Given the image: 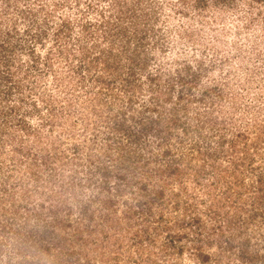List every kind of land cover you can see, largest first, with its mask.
<instances>
[{
	"label": "rangeland",
	"instance_id": "1",
	"mask_svg": "<svg viewBox=\"0 0 264 264\" xmlns=\"http://www.w3.org/2000/svg\"><path fill=\"white\" fill-rule=\"evenodd\" d=\"M125 1L135 7V11L140 14L139 20L142 22L139 27L146 21V25L136 35L141 37L139 58L141 65L145 67L136 65L138 76L136 82L141 83V88L133 82L134 105L144 102V99L148 100L157 90H160L154 86L162 85L164 82L162 88L167 87L168 81L175 83L173 92L176 94V90L180 87L178 68L185 75L189 69L185 64L189 62L194 70L192 74L191 71L189 72L192 80L186 83L187 86L191 85L189 92L197 95L202 90H206V93L215 98L217 106L223 105L229 119L224 121L222 128L218 127L219 121L222 120L221 113L216 112L218 110L215 109L212 113L209 110H203V105H199L198 100L193 99L185 114H181L182 119L186 117L189 121L190 127L183 133L180 127L172 129V133L179 130L182 134L181 139L172 135V141H170L174 152L171 156L177 157L166 160V162L173 161L176 165L179 161L180 170H185L186 174L177 180L176 174H172L168 178L170 184L167 187L160 185L159 189H162L163 193L160 192L162 194L151 201L147 195L140 193L141 190L135 185H127V187L121 185L123 188L119 191H110L106 187L102 192L99 191L105 179V172L115 166L117 160H114V157L121 152L116 140L122 137L119 141L124 143L127 139L124 131L113 125L116 117L111 114L117 110V103L109 110L102 108L100 121L97 114L92 113L93 94H101L104 98L109 95L110 90H107L108 87L105 84L99 88L100 84L89 80L87 74L85 79L78 76L76 83L79 91L74 90L71 95L72 91L69 89L66 92L68 86H64V82L68 81L69 84L71 82L69 74H64L58 82L53 81V84L46 88V94H42L38 93L40 90L32 91L29 86L38 83V81H32L34 76L37 77L32 75L31 78H22V91L19 93L14 87L9 98L1 88L0 110L9 109L14 104L15 113L23 111L31 106L33 98L36 97L34 95H41L43 98L36 97L38 99L36 103L41 106L40 110L45 111L42 105L47 98L60 99L56 102V106L63 104L58 112L61 115L60 118L58 114L56 116L61 120L66 119L63 125L57 120L55 125L53 123V125L46 124L41 127V122L36 115L27 118V121L31 120L33 124L31 127L34 133L41 139L38 143L40 149L38 148V154L35 157L37 160H32L35 162V169L42 172L41 180L37 181L29 175L27 170L29 159L18 163L11 161L12 159L8 157L10 155L6 158L0 156V165H3L0 168V184L7 185L9 192L13 194L8 201L0 203V206L8 209L7 214L11 215L10 221L12 219V227L6 228V238L0 244V263L2 264L9 258L13 262L18 256L23 258V254L13 253L16 248L12 246L15 240L12 230H19L15 234L19 241V232L21 237L29 236L32 239L40 236L41 230L38 228H43L45 225L53 228L51 235L54 233L55 235L50 251L52 256L49 254V259L52 260H55L58 255L57 250H66L64 247L68 245L75 249V253L71 255L73 261L78 260L84 264H87V261L89 264H128L124 255L133 239L156 235L154 239L156 242L152 247L157 252L159 244L162 243L161 239L167 232L166 227L157 228L153 225L154 222L148 223L145 216H152L154 219L161 212L163 217L159 223L170 225V222L174 221L172 215L178 211V217L186 215L185 219H187L189 215L198 214L203 221L215 223L217 219L224 227L228 215L241 211L249 220V213L264 207V202L255 203L258 190L254 191L258 186L257 179L264 178V148L262 146L258 148L261 155H257L255 150L258 143L264 145L263 139L256 142L261 139V132L264 129V0H202L199 6L196 5L197 0ZM113 2L114 0H0V74L12 73V81L23 77L24 73L30 74L27 61L34 59L33 55L36 54L27 53V50L35 45L36 50L44 51L52 45L53 42L49 40L50 29L61 18L71 17L73 21L71 36L67 42L70 44L73 37L77 36L87 41L86 47H90L95 40L94 35H90L93 26L83 29L82 25L88 20L96 22L103 17L114 18L117 16L118 8L128 10V5L119 6L116 2L111 5ZM101 11H103L102 15ZM96 18L100 19L95 20ZM27 28L30 29V33L32 31L31 34L26 31ZM45 28L48 34H43ZM35 34H42V41L34 40ZM96 40L100 39L96 38ZM133 48L134 42H130L129 51L131 52ZM56 50L57 48L54 49V53L57 52ZM21 53L25 54L27 61L20 62ZM40 56H43L42 53ZM57 57L59 62L65 60L59 53ZM149 72L157 73L155 79L150 80ZM41 81L43 83V78ZM0 82H2L1 79ZM120 84H122L120 78L113 81L111 79L110 86L113 92L107 97L109 101H117L118 96L122 95L124 102L127 101L131 91L128 93L123 91ZM151 86L156 91L151 90ZM47 94L49 97L46 96ZM67 98L72 101L70 104ZM67 103L68 106H66ZM134 105L126 107L125 116L128 114V120L131 119L129 116L135 112ZM165 106L169 107L170 104ZM210 127L223 129L227 135L231 136L230 140L222 146L223 150H219L221 147L216 134L218 132L212 131ZM201 129H204L202 134ZM236 131H241L242 134L236 135L234 133ZM108 134L113 137L105 138ZM26 138L25 141L28 144L30 143L28 138L33 139L31 135ZM152 138L155 141L152 143V150L145 151V154L154 161L155 158L159 159L160 151L156 138L150 139ZM231 140L235 141L234 148L230 144ZM93 142H95L94 145ZM74 143H80L82 147L76 150ZM254 143L257 145L253 147ZM142 148V150L148 149H144V144ZM254 150L255 156L252 163H248L247 158L239 159L240 156L250 154ZM190 154H193V158H190ZM236 158L239 161H236ZM165 164L162 165H168ZM14 165L16 167L9 174L8 167ZM40 166L44 168H39ZM54 170L56 173L51 180L52 183L50 181L46 184ZM114 170L119 168L115 167L110 172ZM123 170L128 180L131 179L132 173L139 176L135 170L131 173L128 168ZM115 180L112 175L109 181L112 186ZM154 183L153 177L149 185H152L151 187L155 190ZM43 188L47 190L46 193L41 192ZM145 189L143 192L148 191L152 196L156 193L148 187ZM171 192L177 194L171 196ZM139 198L144 201L148 198V201H151L150 212L147 209L142 212L138 205L131 207L130 204L135 203ZM176 200L179 206L177 210L172 207ZM85 202L89 204V208L81 217V204ZM185 205H188V210L185 209ZM256 218L249 228L257 227V224L264 228V223L257 221L260 217ZM201 221L186 227V230L189 234L201 230L200 243L204 247H209L208 249L212 252L221 251L217 245L219 237L216 234L208 236L207 229ZM86 223L93 227L90 233L85 227ZM172 226L177 225L172 224ZM78 228L83 229L82 232L78 231ZM105 231L108 235H104ZM225 236L228 234L226 233ZM260 238L261 235L258 233L252 237L254 245L251 248H255L257 252L263 249L261 241L257 244ZM211 239L214 242L208 246L206 243ZM182 241L186 242V245L178 259L184 263L193 264L194 260L190 254L192 251L187 247V244L191 245V241L186 240V237H183ZM15 242L16 245L17 241ZM116 247L119 248L116 249ZM31 251L26 252L27 257L33 256L34 251ZM76 251L79 252L76 253ZM237 251H239L238 248ZM237 251H232L229 256L223 251L218 253L222 258L220 262L229 259L227 264H250L249 261H244ZM147 254L149 256V253ZM66 256L62 258V262L69 263L70 260ZM151 257L155 258V254L152 253ZM156 257L159 262L169 264L161 259L160 254ZM106 258L107 261H105ZM144 264H147V260H144Z\"/></svg>",
	"mask_w": 264,
	"mask_h": 264
},
{
	"label": "trees",
	"instance_id": "2",
	"mask_svg": "<svg viewBox=\"0 0 264 264\" xmlns=\"http://www.w3.org/2000/svg\"><path fill=\"white\" fill-rule=\"evenodd\" d=\"M201 1L202 0H197L196 5L199 6V3H201ZM115 2L116 5L119 4V6H122L123 4L128 5V10L118 8V17H103L101 19L96 18L95 20H100H97L96 22L88 20L83 25L81 24L83 29L89 28L90 25L93 26L90 30V35H94L95 40H93L90 47H86V45L88 44L87 41L82 38H78L77 36H74L69 44V42L67 41L71 36V25L73 21L71 20V17L61 18V20H58L55 26L50 29L51 32L49 33V40H51V43L53 42L52 45H50L47 49L45 48L44 51L36 50L35 45L31 46L29 50H27V53H33L36 55H33L35 56L34 59L31 58L28 61L25 59V54H20V62L27 61L29 64L27 65V68L31 73H24V76L22 75L23 77L15 79L13 81L11 80L12 73L0 74V79L2 80V82H0V90H2L1 88H3V91L8 95L9 98L14 87L17 88L19 93L22 91V78H31L32 75H36L37 77L34 76L32 81H38V83L30 84L29 86L32 88V91L40 90L38 93L43 94L46 92V88L49 87V85H51L53 81L58 82L64 74H69V78L71 81L70 84L66 80V82H63L65 87L68 86V89H66L65 91L68 92L70 89L72 91V95L74 93V90L76 92L79 91L77 90L78 85L76 83V78H78V76H81V78L85 79L87 74L89 80L91 79L96 84H100L99 88L102 87L103 84H105L106 87H108L107 90H110L108 95L110 96L113 92V88L110 86L111 79L113 81L116 80V78H120V81L122 80V84H120L119 86H121L123 91L127 93L128 91H131L127 96L126 102H124V100L122 99L123 95L118 96L117 101H109L107 99L108 96L104 98L101 97V94L97 93H94L91 97L94 103L93 107L91 106L92 113L97 114L98 121H100L101 118L100 114L102 108H106L107 110H109L115 106V103H117V110L114 112V114H111L114 117L118 118H115V120L113 121V125L116 128L119 127L121 130H123L124 134L126 135L125 138H127L124 143L119 141L122 137H118L119 140H116V142H118L117 147L120 148L121 152L114 157V160H117L115 166H112L111 169H108V171L105 172V179L102 181L99 191L102 192L104 187L108 188L110 191H119L123 187H127V185H135L136 187H138L139 190H141L140 193H142L143 195H147L151 201H154L163 193V190L159 189V186L161 185L162 187H167V185L170 184L168 178H170L172 174H176V180L183 178L184 174H186L185 170H180L181 166L179 165V161L176 165L173 161L166 162V160H173L174 157H177L175 155L174 157L171 156L174 152L172 151V142L170 141H172L171 139L173 136H177L181 139L182 134L179 132V130L172 133V129L175 127H180V131L183 133V131L190 127L189 121L186 119V117L182 119L181 114H185L193 99H195L196 101L198 100L199 105H203V110H209V112L212 113L215 109L218 110L216 112L221 113L220 119L222 120L219 121L220 124L218 126L220 128L224 126V121H227V119H229V116L227 115L226 110L223 109V105L220 104L219 106H217L218 103L215 102V98H213L212 95L210 96L208 93H206V90H202L200 93H197V95H192V93L189 92L191 85L187 86L186 83L192 80L191 74L194 71L189 62H186L185 64L187 69L189 68L185 75L182 74L181 69L178 68V82L180 84V87L176 90V94L175 92H173L175 83L173 84V82L168 81L167 87L162 88V85L165 83L164 82L162 85L154 86L156 88H160V90L157 91L154 89L153 86H151L150 89L156 91V93L150 96L148 100L144 99V102L134 105L132 100L135 89L132 87H134L133 82L137 83L136 81L138 79L136 65H141V61L139 58V55L141 54V37H136V35L138 31H140V29H142L146 25V21H144L141 27H139L142 21L139 20L140 14L135 11V7L130 6V4H128V2L125 0H114L113 4L111 5H114ZM102 12L103 11H101L100 13L101 15ZM17 29L19 30V27H17ZM26 31L30 33V29L27 28ZM45 33L46 28L43 34ZM46 34H48V32ZM35 35L36 36H34V40L42 41V34ZM96 38L100 40L97 41ZM130 42H134V48L131 52L129 51ZM2 47H4L3 44ZM55 48H57L56 53H54ZM49 50H52V52L50 53ZM40 53H42L43 56H40ZM57 53L62 55L65 60L59 62ZM52 54H54V57H52ZM141 67L145 66L141 65ZM43 69H45V71H43ZM115 70L116 72L114 73ZM190 71L191 74L189 73ZM154 73L155 72L148 73L150 80H152V78L155 79L157 73ZM42 78L43 83L41 81ZM47 81L49 83H47ZM3 82L4 86L2 87ZM41 84L43 85L41 86ZM136 86L138 88H141V83ZM76 95L77 93L75 94V96ZM34 96L43 98V96L41 95ZM46 96L49 97L48 94ZM193 96L194 98H190ZM36 97L33 98L31 106L23 111H17V113H15L14 104L9 109L0 110V156L6 158V156L10 155L8 157L12 159L11 161H16L18 163L23 160L26 161L29 159L27 164V170L29 171V175L33 179H36L38 181L42 179L40 175L42 174V172L38 171V169H35L36 167L34 165V161L37 160V158L35 157L38 154V148L40 149V147H38V143L41 139L36 136V134L34 133V129L31 127V125L33 124L31 120L27 121V118L31 115H36L39 121L41 122V127L46 124L50 126L54 123L55 125L57 123V120L63 125L66 119H59L61 113L58 112L59 110H61L63 104L57 107L56 102L60 101V99L55 100V98H53V100H49V98H47V100L42 105V107L45 108V111H43L40 110L41 106L36 103L38 100ZM67 102L70 104L72 101H70V98H67ZM68 103L66 104V106L69 105ZM168 104H170L169 107L165 106ZM133 105L136 106V108L133 109L135 112L132 113L131 116H129L131 117V119L128 120V114H126L125 116V113L127 112L126 107H133ZM57 114L59 118L56 116ZM220 128L214 127L211 128V130H215L216 132H218L216 134L218 135L220 142L219 145L221 148L218 145L217 147L220 148L219 150H223L222 146L227 140H230L231 136L227 135L226 132H224V130ZM203 130L204 129L200 130L201 134L203 133ZM234 133L236 135L242 134L241 131H236ZM208 134L213 135V133ZM261 134V139L256 140V142H259L262 139L264 140V129L262 130ZM30 135L33 139L28 138V141L30 142L28 144V142L25 140L27 139L26 137H29ZM33 135H35L36 137H33ZM110 137H113V135L108 134L105 138L109 139ZM151 137L156 138L157 145L159 146L160 151V155L158 156L159 159L155 158L154 161L149 159L147 157L148 155L145 154V151L151 152L153 147L152 143L155 142L153 138L150 139ZM234 142L235 141L233 140L230 141V144L233 148L235 147ZM94 143L95 142H93V145ZM142 144H144V149H148L142 150ZM256 145L257 144L254 143L253 147ZM7 146L9 147L7 148ZM138 146H140V148H138ZM260 146L264 148V145L258 143L255 149L257 155H261V151L258 149ZM81 147L82 145L80 143H74V148L76 150L80 149ZM255 150L250 154H244L240 156L239 159L244 160L247 158L249 159L248 163H252V160L255 156ZM190 155V158H193V154ZM236 159V161H239L238 158ZM178 160L180 159L178 158ZM160 162H163L164 164L166 163L165 165H168L164 166L162 165L163 163L161 164ZM170 164L172 165L169 166ZM2 166L3 165H0V168H2ZM14 167H16V165H14L13 167H8L10 168V171L8 172L9 174L14 170ZM115 167H118L119 170H114L113 172H110ZM39 168H44V166H40ZM125 168L130 169L129 173L135 170L136 174L139 173V176L137 177L134 173H132V175L130 176L131 179L128 180V178L126 177V172L123 170ZM55 173L56 170L51 173V177L49 176V178L45 182L46 184L52 179H54ZM112 175H114L116 179L114 181L113 186L109 182L111 180ZM153 177L155 178V190L152 188V185H149V183L153 181ZM157 179H160L161 181ZM124 180L125 183H123ZM256 182L258 183V186L254 191L258 190V192L256 191L257 200L255 201V203L260 204L264 202V178L260 177L257 179ZM121 185H123V187H121ZM7 187V185L0 184V203H2L3 201H8L13 196V194L9 192V188ZM146 187L154 190L156 193L152 196L151 194H149L150 192L148 191L143 192V189L146 190ZM41 192L46 193L47 190L43 188ZM174 194L177 193L171 192V196ZM150 202L148 201V198L145 199V201L139 198V200L137 199L135 203L130 202V205L131 207L138 205L140 208L139 210L142 209V212H144L146 209L150 212ZM144 203L145 205H142ZM81 205L82 208L80 211V216L82 217L84 212L89 208V204L85 202ZM172 207H175L176 210L179 208L177 200L174 204H172ZM257 207L259 206L257 205ZM185 209L188 210V205H185ZM7 212V208H3L2 206H0V244L6 238V228L8 226L9 228L12 227V219L10 221L11 215L7 214ZM174 214L175 215H172L174 221L170 222V225L166 223H159V220L163 217L161 212L159 213L158 217H154V219H152V216H145L148 223L154 222L153 225L157 228H159V226L166 227L165 229H167V232L161 239L162 243L159 244L160 246L157 252L154 247H152L153 244L156 242L154 240L156 235H150V237L146 235L147 238L141 237L139 239H133L130 242V247L128 245V249L126 248L127 253H125L124 255L128 264H144V260H147V264H167L164 262H159L158 258L156 257L157 254H160V256H162V258H160L163 261L169 262V264H189L184 263L183 261L178 259V257L183 251V248L186 245V242L182 241L183 237H186V240L191 241V245L187 244V247L192 251L190 254L191 258L194 260L193 264H227L229 259H225L223 260L224 262H220L222 261V258L221 256H219L218 253L223 251L225 254H227V256H229L232 251H237V248L240 251L237 252L239 253V255H241L244 261H249L250 264H264V228H262L260 224H257V227L253 226L249 228L252 222L257 219V216L260 217L257 221H260V223L262 224L264 223V207L261 210L249 213V220L241 213V211L239 213H233L231 215H228L227 223L224 227L221 222L217 221V219H215V223L209 221L207 223L205 220L203 221V218L198 214L189 215L187 219H185L186 215H183V217H178V211H175ZM213 217L216 218V216ZM156 221L157 224H155ZM200 221L207 229L206 234L208 236H210L211 234H216L219 237L217 245L219 246V248H221V251L212 252L208 249L209 247H204L200 243V240H202V237L200 236L202 232L201 230L197 233L192 231L195 235L189 234V231L186 230V227H189L192 224L198 223ZM172 224H176L177 226H172ZM85 227L87 230H89L88 233L93 230V227H90V225H88L87 223L85 224ZM25 229L28 230L29 228ZM52 229L49 228L48 225L43 226V228H38V230H41V232H39L41 233L40 236L32 239L29 238V236L21 237V232H19V241L17 240V237L15 235L16 232H18L19 230H12L13 237L15 238V240L12 242V246L16 248V251L13 253L17 254L19 252V255L23 254V258H20L18 256L15 262L11 261L9 258L7 259V262H4L3 264H84L78 260L73 261L71 259V255L75 253V249L68 245L64 247V249L66 250L56 251V254L58 255L56 256L55 260L49 259V254L52 256L50 251L52 247V240L54 239L55 235V233L54 235H51ZM82 230L78 228V231L82 232ZM226 233L228 234V236H225ZM257 233L261 235L260 240H257V244H259V241H261L263 244V249L258 252L255 248H251V246L254 245L252 237L255 236V234ZM105 234L108 235L106 231L104 232V235ZM158 234L159 231L157 229V235ZM55 239L57 241L59 240V238ZM146 239L147 241H144ZM15 241H17L16 245ZM105 241L106 240H104V242ZM94 242H96V240H94ZM100 242L101 241L99 240V243ZM212 242H214L213 239H211L210 242L207 241L206 244L210 246L212 245ZM117 248L119 247H116V249ZM29 250L34 251L33 256L31 257L26 256V252ZM78 252L79 251H76V253ZM147 253H149V256ZM152 253L155 254V258L151 257ZM65 255H67L66 258L70 260L69 263L62 262V258ZM105 261H107V258ZM87 264H89L88 261Z\"/></svg>",
	"mask_w": 264,
	"mask_h": 264
}]
</instances>
